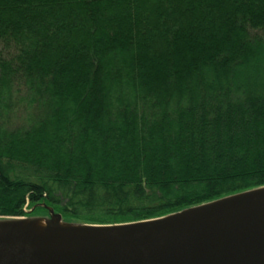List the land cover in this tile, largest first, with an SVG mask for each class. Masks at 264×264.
<instances>
[{"label": "trees", "instance_id": "trees-1", "mask_svg": "<svg viewBox=\"0 0 264 264\" xmlns=\"http://www.w3.org/2000/svg\"><path fill=\"white\" fill-rule=\"evenodd\" d=\"M263 185L264 0H0V217L125 223Z\"/></svg>", "mask_w": 264, "mask_h": 264}, {"label": "water", "instance_id": "water-1", "mask_svg": "<svg viewBox=\"0 0 264 264\" xmlns=\"http://www.w3.org/2000/svg\"><path fill=\"white\" fill-rule=\"evenodd\" d=\"M0 264H264V185L125 223L0 217Z\"/></svg>", "mask_w": 264, "mask_h": 264}, {"label": "rangeland", "instance_id": "rangeland-1", "mask_svg": "<svg viewBox=\"0 0 264 264\" xmlns=\"http://www.w3.org/2000/svg\"><path fill=\"white\" fill-rule=\"evenodd\" d=\"M25 213H29L30 212V209L28 208H25L24 209ZM18 217H24V218H28V217H35V216H30V215H23V216H18Z\"/></svg>", "mask_w": 264, "mask_h": 264}]
</instances>
